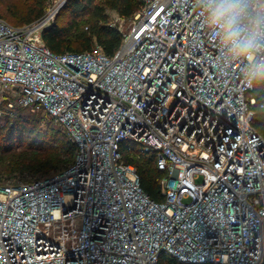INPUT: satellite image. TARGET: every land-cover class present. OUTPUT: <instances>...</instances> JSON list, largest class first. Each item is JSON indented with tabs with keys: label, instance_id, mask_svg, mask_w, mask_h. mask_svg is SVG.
Here are the masks:
<instances>
[{
	"label": "built area",
	"instance_id": "2783aa9c",
	"mask_svg": "<svg viewBox=\"0 0 264 264\" xmlns=\"http://www.w3.org/2000/svg\"><path fill=\"white\" fill-rule=\"evenodd\" d=\"M63 1L21 26L0 17V117L42 112L75 146L63 170L0 184V264H259L264 137L248 62L225 53L201 0H146L112 55L56 54L41 34ZM122 144L154 154L161 201Z\"/></svg>",
	"mask_w": 264,
	"mask_h": 264
},
{
	"label": "trees",
	"instance_id": "16d2710c",
	"mask_svg": "<svg viewBox=\"0 0 264 264\" xmlns=\"http://www.w3.org/2000/svg\"><path fill=\"white\" fill-rule=\"evenodd\" d=\"M145 1L67 0L62 9L69 14L68 21L61 24L54 20L43 30L42 41L56 54L83 52L98 45L105 54L112 55L121 44V32L117 26L109 24L108 10L128 18L141 9ZM48 2L49 0H33L23 11L12 12L9 22L5 19L6 13L1 6L3 1L0 0V17L13 26L28 24L43 15ZM80 16L85 17L84 23L78 21ZM251 94L256 99L254 126L264 137L260 132L264 133V107H260L261 104L264 106V79L254 81ZM45 117L49 116L44 114L39 119L40 123H36L35 118L29 120L15 117L3 127V134L0 127V184L26 182L36 174H54L72 163L74 144L62 129H42L40 124H45ZM46 125H49L48 122ZM26 140L27 147L17 152L11 151L14 142L19 147L24 146ZM125 145L122 144L123 158L136 167L143 191L152 200L161 201L160 180L164 172L158 169L154 154L143 152L137 146L130 147V144L124 148Z\"/></svg>",
	"mask_w": 264,
	"mask_h": 264
},
{
	"label": "clouds",
	"instance_id": "9594fccd",
	"mask_svg": "<svg viewBox=\"0 0 264 264\" xmlns=\"http://www.w3.org/2000/svg\"><path fill=\"white\" fill-rule=\"evenodd\" d=\"M201 7L225 53L248 62L250 80L264 79V63L255 58L264 51V0H201Z\"/></svg>",
	"mask_w": 264,
	"mask_h": 264
},
{
	"label": "rangeland",
	"instance_id": "374dc122",
	"mask_svg": "<svg viewBox=\"0 0 264 264\" xmlns=\"http://www.w3.org/2000/svg\"><path fill=\"white\" fill-rule=\"evenodd\" d=\"M2 9L5 11L6 16L5 19L7 21L10 22V18L9 15L14 12V11H23L26 6L32 4L33 0H2ZM61 1L63 0H50L49 3L46 4L45 10L47 8H49L50 6L54 5V4H60ZM67 0H64L60 9L58 10L54 20H57L59 23L61 24H65L68 19H69V14L67 12H64L63 6L65 5ZM136 13V12H135ZM135 13L128 17H122L120 15H118L116 12L114 11H109L108 10V15H109V24L112 26H117L120 32H123L125 30H127L129 28V25L132 21V18L134 17ZM79 19V20H78ZM78 21L80 23H84L85 22V17L84 16H80L78 17ZM44 114L42 112H36V111H32L29 109H16L15 111V115L14 117H10V120L8 119V116L6 117H0V127H2V134H3V127H6L5 125H7L10 121H12L15 117H23V119H33L35 118L37 121L36 123H40L39 119L42 118ZM263 123H264V118H262ZM46 122H48L49 125H46ZM42 129H46L47 127H53V129H60L52 120H50L49 117H45V124L44 122L42 124H40ZM46 125V126H45ZM264 128V127H263ZM260 130V129H259ZM260 132L264 135V133L260 130ZM27 143L28 141L26 140L24 146H19L17 147L18 143L14 142L12 145V149L11 151H19L21 149H24L23 147H27ZM48 175H52V173L48 174ZM48 175L45 176H41L39 174H36L35 176H33L30 179H27V181L36 179V178H42V177H46ZM16 179L14 178V181ZM186 201V200H184Z\"/></svg>",
	"mask_w": 264,
	"mask_h": 264
},
{
	"label": "water",
	"instance_id": "95a60500",
	"mask_svg": "<svg viewBox=\"0 0 264 264\" xmlns=\"http://www.w3.org/2000/svg\"><path fill=\"white\" fill-rule=\"evenodd\" d=\"M259 264H264V222H263V254H262V260Z\"/></svg>",
	"mask_w": 264,
	"mask_h": 264
}]
</instances>
